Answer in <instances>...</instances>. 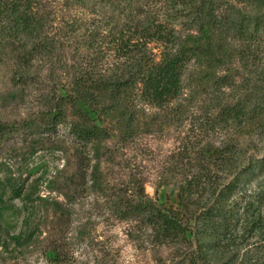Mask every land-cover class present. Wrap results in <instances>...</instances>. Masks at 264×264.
Returning <instances> with one entry per match:
<instances>
[{
    "label": "rangeland",
    "instance_id": "374dc122",
    "mask_svg": "<svg viewBox=\"0 0 264 264\" xmlns=\"http://www.w3.org/2000/svg\"><path fill=\"white\" fill-rule=\"evenodd\" d=\"M0 264H264V0H0Z\"/></svg>",
    "mask_w": 264,
    "mask_h": 264
},
{
    "label": "trees",
    "instance_id": "16d2710c",
    "mask_svg": "<svg viewBox=\"0 0 264 264\" xmlns=\"http://www.w3.org/2000/svg\"><path fill=\"white\" fill-rule=\"evenodd\" d=\"M14 22L15 26L29 31H34L37 26L35 17L26 10L16 13ZM142 30L144 31L141 32L140 35L142 34L143 36L132 43V45L136 47L137 53L135 52L130 56V66L141 82V94L155 102H162L177 91L180 83L181 67L187 55H185L183 50H178L176 52L162 50L158 58H156L155 54L147 47V43L155 35L148 29ZM156 38H159V36ZM119 84L121 85L123 83L121 82ZM96 86L99 90L103 91L101 94H107V97L110 99L108 103H103L102 106L109 107L115 98V92L113 94L107 93V86L103 82ZM116 86L117 89L120 88L118 84H116ZM115 106L117 107L118 105ZM120 112L124 113V110H120ZM94 131L93 129H85L84 132L88 133ZM99 133L100 132L97 131V135ZM162 223V232L164 234L179 229V223L175 215L166 214Z\"/></svg>",
    "mask_w": 264,
    "mask_h": 264
}]
</instances>
